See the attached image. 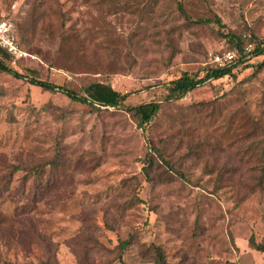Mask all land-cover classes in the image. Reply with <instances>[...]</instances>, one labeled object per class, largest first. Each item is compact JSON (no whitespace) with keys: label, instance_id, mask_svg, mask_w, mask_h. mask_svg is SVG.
<instances>
[{"label":"rangeland","instance_id":"1","mask_svg":"<svg viewBox=\"0 0 264 264\" xmlns=\"http://www.w3.org/2000/svg\"><path fill=\"white\" fill-rule=\"evenodd\" d=\"M0 21L23 76L0 72V264H154L155 246L168 264H264L248 246L264 245V55L164 101L238 50L228 33L264 39V0H0ZM30 79L160 109L142 130ZM148 139L172 170L153 157L146 175Z\"/></svg>","mask_w":264,"mask_h":264},{"label":"trees","instance_id":"2","mask_svg":"<svg viewBox=\"0 0 264 264\" xmlns=\"http://www.w3.org/2000/svg\"><path fill=\"white\" fill-rule=\"evenodd\" d=\"M220 24V22H218ZM228 37L229 42L239 51H242L243 47L247 44L253 45V51L251 53L252 57H258L264 55V39L257 38H248L245 36L236 37L232 33H228L226 35ZM4 57L10 56L6 53L5 50L0 48V72L8 74L15 79H21L23 76L18 72L9 68L4 60ZM246 62L244 60H236L228 66L219 67L213 65L212 68H209L206 74L197 78L195 76H191L187 73L182 74L179 78L172 80L166 84V92L164 95V101L169 102L173 100H178L183 98L187 93L194 90L195 88L203 85L205 82L209 80H218L226 76H231L232 72L238 68L239 66H243ZM247 65V64H246ZM249 67V66H247ZM30 83L36 87H39L41 90L48 91L51 93H60L64 95L67 99L72 102L81 103L84 105L91 106L94 109L101 108H124L126 112L132 114V116L137 120V127L139 129L144 130L145 126H147L151 121H153L154 117L158 113L160 109L159 102H148L143 104H138L134 106H125V100L128 96V93L122 94L120 92L115 91L110 84L103 82H93L90 83L80 89L82 94H79L63 85H57L48 81H41L37 79H30ZM149 145L150 154L146 158V175L153 164V157L165 163V165L173 169L172 162L168 160L163 152L159 149L155 143L151 140H147ZM36 170V169H35ZM176 176L179 179L185 180L184 176L176 172ZM257 186L262 188L264 185V170L261 171L260 178L256 181ZM36 189L41 188V185L35 186ZM129 241H122L119 244V249L123 252L129 245ZM248 246L252 250H256L258 252L264 253V245L258 244L255 242L254 237L251 236L248 241ZM153 263L154 264H168L165 259V256L160 247L155 246L153 248ZM119 261L123 264L121 257ZM42 264H49L48 262H44Z\"/></svg>","mask_w":264,"mask_h":264},{"label":"built area","instance_id":"3","mask_svg":"<svg viewBox=\"0 0 264 264\" xmlns=\"http://www.w3.org/2000/svg\"><path fill=\"white\" fill-rule=\"evenodd\" d=\"M0 48L5 50L11 56H19L20 51L17 49L14 37L11 34L10 27L5 22L0 21ZM253 45L247 44L243 47L242 51L231 50L221 54H215L211 58L213 65L224 67L228 66L236 60H245L251 56ZM242 55H241V54Z\"/></svg>","mask_w":264,"mask_h":264}]
</instances>
